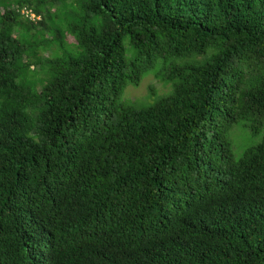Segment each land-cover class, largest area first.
I'll use <instances>...</instances> for the list:
<instances>
[{
  "label": "trees",
  "instance_id": "obj_1",
  "mask_svg": "<svg viewBox=\"0 0 264 264\" xmlns=\"http://www.w3.org/2000/svg\"><path fill=\"white\" fill-rule=\"evenodd\" d=\"M0 264H264V0H0Z\"/></svg>",
  "mask_w": 264,
  "mask_h": 264
},
{
  "label": "rangeland",
  "instance_id": "obj_2",
  "mask_svg": "<svg viewBox=\"0 0 264 264\" xmlns=\"http://www.w3.org/2000/svg\"><path fill=\"white\" fill-rule=\"evenodd\" d=\"M152 89L155 91V94H157V96H162L170 90L168 87H164L161 82H159L154 76L151 75L145 78L138 88H128L126 97L131 99L132 101H143L148 96L155 97L154 94H152Z\"/></svg>",
  "mask_w": 264,
  "mask_h": 264
},
{
  "label": "built area",
  "instance_id": "obj_3",
  "mask_svg": "<svg viewBox=\"0 0 264 264\" xmlns=\"http://www.w3.org/2000/svg\"><path fill=\"white\" fill-rule=\"evenodd\" d=\"M27 14H28V12H27ZM31 18L35 19L36 17H35V15L31 14Z\"/></svg>",
  "mask_w": 264,
  "mask_h": 264
}]
</instances>
